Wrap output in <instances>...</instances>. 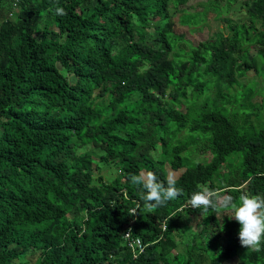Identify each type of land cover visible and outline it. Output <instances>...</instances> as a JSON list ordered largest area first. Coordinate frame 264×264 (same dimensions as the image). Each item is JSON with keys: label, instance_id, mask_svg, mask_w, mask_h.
Instances as JSON below:
<instances>
[{"label": "trees", "instance_id": "16d2710c", "mask_svg": "<svg viewBox=\"0 0 264 264\" xmlns=\"http://www.w3.org/2000/svg\"><path fill=\"white\" fill-rule=\"evenodd\" d=\"M16 1L0 0V264H264L230 210L188 203L203 187L264 196V0ZM170 4L223 28L190 45ZM166 165L183 195L148 210L131 177L167 186Z\"/></svg>", "mask_w": 264, "mask_h": 264}, {"label": "clouds", "instance_id": "9594fccd", "mask_svg": "<svg viewBox=\"0 0 264 264\" xmlns=\"http://www.w3.org/2000/svg\"><path fill=\"white\" fill-rule=\"evenodd\" d=\"M13 2L17 4L16 0ZM55 11L57 15H66L62 7H57ZM177 179L178 177L170 172L167 177V186H165L163 182L157 179L156 174L150 171H144L131 177L133 184L142 185L146 190L142 198L148 210L162 207L168 201L183 195V189L176 187ZM238 199L239 203H236L232 195L203 187L201 190L192 193L188 203L193 209L200 208L205 212L209 209L214 211L217 209L230 210L232 212L231 219L234 218L240 225L238 233L240 244L259 251L264 245V196L242 192ZM133 211L135 213V210ZM132 235V229L129 228L124 237L130 240ZM140 244L139 239L134 242V245ZM133 250L135 251V247Z\"/></svg>", "mask_w": 264, "mask_h": 264}, {"label": "rangeland", "instance_id": "374dc122", "mask_svg": "<svg viewBox=\"0 0 264 264\" xmlns=\"http://www.w3.org/2000/svg\"><path fill=\"white\" fill-rule=\"evenodd\" d=\"M206 3H207V0H187V2L185 4L180 5L178 7L184 8L185 10H188L189 12H196V11L200 12V11H202V8H203V6H201V5L202 4L204 5ZM220 4L223 5V2H221ZM238 5H239V3L232 6V8L230 9L229 15L234 17L235 12L240 11V8L238 7ZM168 12H169V14H171V18L169 19V21L173 26V31L178 33V34L183 35L184 39L190 45H193V46L197 45V43H199L201 41H205L206 39H209L214 33L218 32L219 30H221L223 28V25L220 24L219 21L215 20V16L211 12L207 16V22L203 25H199V26L195 27V29H193V27H191V26L182 25L179 22L181 14L178 12V10L176 8H174V6L172 4L169 5ZM151 36H152V34H150V37L147 38V42L150 45L153 44V38ZM254 74H255L254 71H250V72H248V77L249 78L255 77V79H258V77H256ZM71 80H73L72 77H71ZM257 81L259 83L261 82L260 79H258ZM252 100L254 103H261L263 100V96L261 94H259V95L255 96ZM181 110L183 111L184 108H182ZM192 157H194V159L196 161H199V162H208L211 159V156L207 152L206 153H199L198 152L197 154H192ZM165 168L167 170L168 175L170 172L173 173L176 177L180 174L178 172L172 171L167 165ZM99 175H100V177L103 178V181L107 182V181H110L117 176V169H115L114 166L105 167V168H102ZM227 214H229V213H227ZM218 216L221 217L222 215L218 214ZM183 218H184L183 222L185 221L186 226H188V228L195 227L201 220V218L199 216H194L191 218H185V217H183ZM236 261L237 260L234 258L230 262H227L224 264H235Z\"/></svg>", "mask_w": 264, "mask_h": 264}, {"label": "built area", "instance_id": "2783aa9c", "mask_svg": "<svg viewBox=\"0 0 264 264\" xmlns=\"http://www.w3.org/2000/svg\"><path fill=\"white\" fill-rule=\"evenodd\" d=\"M13 6H14V7L16 6V2L13 3ZM162 229L164 230V226L162 227ZM124 234H125V233H124ZM123 239H124V241H126V242L128 243V245H129V247H130V249H131V254H132V258H133V260H135L140 254L143 253V251H144V246H143V243H142V241H141L140 238H138V237H133V236H132L130 240H127V239H125V237L123 236ZM137 239H139V240L141 241V244H140V245H134V242H135ZM134 247H135V251L133 250ZM141 249H142V250H141Z\"/></svg>", "mask_w": 264, "mask_h": 264}]
</instances>
